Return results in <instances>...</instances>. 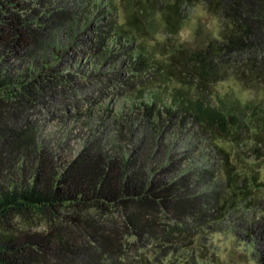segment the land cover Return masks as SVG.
<instances>
[{
	"label": "trees",
	"instance_id": "trees-1",
	"mask_svg": "<svg viewBox=\"0 0 264 264\" xmlns=\"http://www.w3.org/2000/svg\"><path fill=\"white\" fill-rule=\"evenodd\" d=\"M147 1L173 27L191 0ZM199 1L230 28L182 62L197 94L157 88L148 102L141 96L165 71L138 42L142 12L118 22L115 0H0V264H185L183 253L189 264L196 250L191 240L179 248L183 234L241 201L262 204L264 181L217 143L242 140L249 105L227 112L207 89L232 54L260 57L264 72V0ZM120 94L140 113L116 111ZM185 118L223 154L210 190L163 134ZM250 227L264 264V212Z\"/></svg>",
	"mask_w": 264,
	"mask_h": 264
},
{
	"label": "rangeland",
	"instance_id": "rangeland-1",
	"mask_svg": "<svg viewBox=\"0 0 264 264\" xmlns=\"http://www.w3.org/2000/svg\"><path fill=\"white\" fill-rule=\"evenodd\" d=\"M157 1L160 6L162 0ZM115 3L118 22L133 18L136 12L143 13V24L137 33L138 42L165 71L163 76L154 79L157 82L141 97L151 102L157 88H161L166 97L174 91L173 87L180 88L182 92L197 94L194 85L189 87L188 83H196L197 88L199 82L192 80L188 71L185 75L180 73L183 71L182 62L192 51L204 48L211 40H222L221 34L230 28L228 24L199 0L183 2L180 6L183 16L178 20L170 11L176 21L173 27L166 24L163 15L157 12L158 7L150 6L147 0H115ZM218 71L219 76L214 77L216 80H211L207 89V99L210 103L227 112L239 114L242 106H249L245 112L247 124L242 132V140L231 142L220 139L217 143L228 152L236 169L248 175L255 174L260 181H264V124L259 118L262 113L260 108L264 109V72L260 68V57L255 61L248 52L232 54L225 57ZM120 96L121 94L112 99L116 111L138 112L139 109L140 113L139 100H135L132 109ZM167 115L162 109L161 116ZM183 122L172 123L170 127L174 129H167L163 134L175 135V145L172 149L187 155L185 169L200 180V190H210L212 180L208 172L213 171V177L217 178L224 175L223 154L195 122L190 118H185ZM140 129L144 131L141 125ZM255 193L259 196L258 190ZM261 200L262 204L257 200L241 201L237 210L229 212L216 224L205 226L199 234H183L184 238L182 236L179 242L182 247L179 248L187 253L192 248L189 244L191 240L194 241L196 250L193 251V256H189V264H257L255 251L259 250L260 243L250 225L264 212V198L261 197ZM44 227L42 223L36 228ZM185 243L187 244L184 245ZM187 255L184 256L183 253L179 260L186 264Z\"/></svg>",
	"mask_w": 264,
	"mask_h": 264
}]
</instances>
